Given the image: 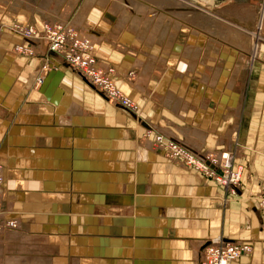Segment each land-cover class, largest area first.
<instances>
[{
    "label": "crops",
    "instance_id": "1",
    "mask_svg": "<svg viewBox=\"0 0 264 264\" xmlns=\"http://www.w3.org/2000/svg\"><path fill=\"white\" fill-rule=\"evenodd\" d=\"M263 2L214 3L235 29L232 40L213 21L161 32L147 22L128 28L107 9L73 21L94 42L99 65L113 67L119 89L139 104L138 117L107 101L44 42L4 33L0 224L15 219L19 228L0 229V264H199L217 236L252 245L231 264H264L256 199L264 188V60L255 71L237 63L245 64L250 41L242 29L254 27ZM174 8L164 10L183 12ZM21 43L33 57L15 53ZM156 134L196 156L233 149L236 196L168 161L153 145Z\"/></svg>",
    "mask_w": 264,
    "mask_h": 264
},
{
    "label": "rangeland",
    "instance_id": "2",
    "mask_svg": "<svg viewBox=\"0 0 264 264\" xmlns=\"http://www.w3.org/2000/svg\"><path fill=\"white\" fill-rule=\"evenodd\" d=\"M216 1L217 0H210L209 3H205V0H0V26L2 27V30H3L1 37L4 33L6 34V32L7 33L11 32L16 37L20 39H24L21 35L17 34V32L11 31L10 28L15 27V30H18V31L34 32L36 30L38 31V29L41 28L42 22L52 21V20L54 21L61 20V22L68 23L72 25L79 33L87 36L85 32L82 31V29H78V26L81 25L80 22L83 21V18H85V16H88V15H90V19H92L93 17L98 18L100 13L107 9L108 11H110L109 16H116L117 20L122 21V22L124 21L126 23V25L124 26L128 28L131 27L132 22L137 23L138 25H141L142 23L145 24L147 22L148 26L152 25L153 27H155L154 25H158L160 29H162L161 32H163V29L167 26L171 28L170 31L179 32L181 31L182 28L184 31L189 30L190 26H194L197 23L198 24L200 23L206 26L208 25L207 23L210 24L213 21V23L216 26L221 27V31H220L221 36L232 40V33H230V31H234L235 29L234 27L226 25L224 21H221L220 18L216 16L217 11L215 10V7H214V3ZM169 7H178V8L187 7V8L194 9L195 11L198 9V12H195L194 10L193 12H190V13L189 12H180V13L165 12L166 10L164 9L169 8ZM75 20L80 21V22H78V24L76 25L73 22ZM36 23L39 24L38 27L36 26ZM223 25H226L227 27H224ZM153 27L151 29H153ZM242 30H243L242 33L245 36L246 34H250V37H249L250 41L247 42L248 43L247 54H243V57H244L243 59L245 60V64L243 60H241V62L240 60H238L237 63H239L238 65L243 64V67L244 65H246V68L248 69L247 71H255L257 67L261 66V63H263L262 61L264 60V58L262 57L263 55L262 53H264V50H263L264 49V45H263L264 44V2L260 5L258 4L257 6V20H256L254 27L251 29H242ZM143 31L149 32V28H146ZM151 32L153 33V31ZM151 36H153V34ZM28 40L32 41L35 39L31 38V39H27V41ZM14 51L16 54H19L23 57L30 58L34 56V51L31 48V46L26 45L24 43L16 45L14 47ZM94 51H95V46H94ZM95 56H96V52H95ZM64 62L72 71L80 75L78 73L79 71H76V69L73 66H71L67 61L64 60ZM100 67L103 70H106L104 72L110 75L113 82L117 86L118 82L114 77L115 76L114 68L110 66H104V65L102 66L100 65ZM110 69H112V71H110ZM134 69H133L134 71L138 70V68H134ZM45 74L46 72H44V74L36 78L34 87L38 88L41 85L42 83L41 81H43V77L45 76ZM133 75H134V72H129L127 74V78L131 79ZM80 76L83 77V75H80ZM84 77H83L84 80L94 89H96L97 92H100L105 97V99L108 101L107 97L102 93L101 89H97V87H94L93 84L88 79H86V76ZM117 88L119 89L120 87L117 86ZM124 95L127 96L126 94ZM133 103L137 107V109H135V112L122 107L120 104L116 103L115 105H118L119 107H122L126 111L134 114L135 115L134 117H138L137 114H139L141 108L137 102L133 101ZM144 135H145V138L150 137L148 132H146ZM156 137H161L163 142L165 141V143L168 142L169 140V139H166V137H164L162 134H156L154 135V137H152V142H153V145H155V147H158V141L156 142ZM178 145L183 147L180 144ZM183 148L185 149V147ZM161 151L163 152L164 157L168 161H172L175 163H181L187 168H192L195 172L204 175V177L213 181L216 184H218L216 180L217 178L215 177L216 174H218L220 177H223L225 174L223 170H219L217 171V173H215L214 176H207L205 173H202L201 171L196 170L192 164H188L184 158L180 156H176V157L172 156L173 152L169 151L167 148H163L161 149ZM222 152H229L232 155V159H233L232 166L234 167L235 152L233 149L202 151L201 153L202 155L197 156V157L202 158L203 155H208L209 157L210 156L219 157L220 153ZM237 169H240V168H237ZM0 170H1V175L3 177V181L1 184V191H0V215H1V212L3 209L2 186L4 183L3 170L1 166H0ZM222 187L225 189L227 193L231 194L232 196H236L237 191H235L234 193V191L232 192L230 189H226L224 186ZM257 198L258 196H256V199ZM10 220L7 219L1 222L0 229L16 230L19 228V222L17 220L15 219L12 221ZM213 239L223 240L221 236H217V237L211 238L209 241ZM235 242H239L242 244H248V245L250 244L245 241H235ZM249 246H251V252H252V245L250 244ZM200 257H201V254H200Z\"/></svg>",
    "mask_w": 264,
    "mask_h": 264
},
{
    "label": "built area",
    "instance_id": "3",
    "mask_svg": "<svg viewBox=\"0 0 264 264\" xmlns=\"http://www.w3.org/2000/svg\"><path fill=\"white\" fill-rule=\"evenodd\" d=\"M11 31L17 32L25 40L36 39L44 41L51 51L59 54L65 61L73 66L81 75L86 76L94 87L101 89L102 93L107 97L109 102L113 104H120L128 110L134 111L137 109L133 101L125 96L120 89L117 88L109 74L105 73L95 56L94 42L88 36L79 33L72 25L61 21H44L41 28L34 32L18 31L10 28ZM2 27L0 26V38L2 34ZM21 48V47H20ZM112 71V69H110ZM42 82V81H41ZM158 147L160 149L167 148L172 151V156H180L185 159L188 164H192L196 170L205 173L207 176H214L219 170L224 171V176L220 177L216 174L217 183L230 189L232 192L237 190L240 186V173L232 166L233 159L229 152H222L220 156L203 155L201 157H194L183 147L175 144L171 140L163 142L161 137H156ZM194 157V159L192 158ZM190 158V159H189ZM204 159L213 162L217 165L216 170L206 167H201ZM199 161V163L197 162ZM3 177H0V191ZM264 191V188H263ZM258 193L257 205L264 215V192ZM218 240L216 245L212 242L203 247L201 252L208 248V252L202 258L199 257V264H231L233 261L242 256L250 254V246L242 247L239 242Z\"/></svg>",
    "mask_w": 264,
    "mask_h": 264
},
{
    "label": "bare ground",
    "instance_id": "4",
    "mask_svg": "<svg viewBox=\"0 0 264 264\" xmlns=\"http://www.w3.org/2000/svg\"><path fill=\"white\" fill-rule=\"evenodd\" d=\"M210 2V0H205V3H209ZM80 75H81V73L80 72H78ZM84 77V76H83ZM85 78V77H84ZM122 107H124V106H122ZM124 108H126V107H124ZM127 109V108H126ZM173 142V141H172ZM175 143V142H174ZM175 144H177V143H175ZM186 150V149H185ZM189 152V151H188ZM190 153V152H189ZM191 155H193L194 157H197V156H195L194 154H192V153H190ZM192 156V158L194 159V157ZM190 159V158H189ZM197 162L199 163V161L197 160ZM199 164H201V167H205L204 166V164L205 165H207L210 169H212V170H216L217 169V165L216 164H214L213 162H209L207 159H204V163H199ZM206 168V167H205ZM237 171L241 174V171H240V169H237ZM0 177H2V175H1V170H0ZM235 193V192H234ZM10 220V219H9ZM10 221H12V220H10ZM14 222V221H13ZM9 223V222H8ZM11 223V222H10ZM7 225V224H6ZM11 226V225H10ZM13 226V225H12ZM217 241L218 240H216V239H213V240H211V241H209V242H212L213 244L212 245H216V243H217ZM250 245V244H249ZM248 244H241V246L242 247H247V246H249ZM250 251H251V246H250ZM207 252H208V248H206L204 251H203V253L201 252V258L204 256V255H206L207 254Z\"/></svg>",
    "mask_w": 264,
    "mask_h": 264
},
{
    "label": "water",
    "instance_id": "5",
    "mask_svg": "<svg viewBox=\"0 0 264 264\" xmlns=\"http://www.w3.org/2000/svg\"><path fill=\"white\" fill-rule=\"evenodd\" d=\"M168 10H172V11H183V12H186V11H193L194 9H191V8H174V9H168ZM104 97V96H103ZM237 191V190H235ZM208 243H206L207 245ZM204 245V247L206 246Z\"/></svg>",
    "mask_w": 264,
    "mask_h": 264
}]
</instances>
